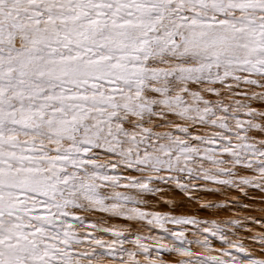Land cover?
Listing matches in <instances>:
<instances>
[{
    "label": "snow or ice",
    "instance_id": "obj_1",
    "mask_svg": "<svg viewBox=\"0 0 264 264\" xmlns=\"http://www.w3.org/2000/svg\"><path fill=\"white\" fill-rule=\"evenodd\" d=\"M0 264H264V0H0Z\"/></svg>",
    "mask_w": 264,
    "mask_h": 264
},
{
    "label": "rangeland",
    "instance_id": "obj_2",
    "mask_svg": "<svg viewBox=\"0 0 264 264\" xmlns=\"http://www.w3.org/2000/svg\"><path fill=\"white\" fill-rule=\"evenodd\" d=\"M261 193H259L256 190H249L248 197H244L241 193L232 191L226 193V197L228 199H231L232 197H239V203H254L256 207L260 206V197ZM223 195H207L202 196L201 199H207L215 202H219L226 198ZM166 198H174V207H175V214H190L195 215L201 218H216V219H227L235 216H242L245 214L244 210H237L235 207L232 208L230 211H220L216 209H210V210H201L200 205L198 203H192L189 202L183 194L179 192L175 193H169L168 197ZM251 198V199H250ZM161 211H169V207H160ZM253 215L260 216L261 214L259 212L250 213Z\"/></svg>",
    "mask_w": 264,
    "mask_h": 264
}]
</instances>
